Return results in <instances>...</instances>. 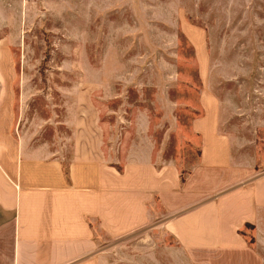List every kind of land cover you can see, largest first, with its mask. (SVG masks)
<instances>
[{
  "label": "rangeland",
  "instance_id": "374dc122",
  "mask_svg": "<svg viewBox=\"0 0 264 264\" xmlns=\"http://www.w3.org/2000/svg\"><path fill=\"white\" fill-rule=\"evenodd\" d=\"M83 107L111 152L147 138L180 167L197 163L192 127L212 109L264 167V0H0V148L5 131L29 133L67 162L64 121ZM93 225L117 264H196L158 230Z\"/></svg>",
  "mask_w": 264,
  "mask_h": 264
},
{
  "label": "crops",
  "instance_id": "0c3cea01",
  "mask_svg": "<svg viewBox=\"0 0 264 264\" xmlns=\"http://www.w3.org/2000/svg\"><path fill=\"white\" fill-rule=\"evenodd\" d=\"M209 113L192 127L199 136L193 167L161 160L147 138L111 152L102 119L86 107L64 121L67 162L29 133H2L0 264H117L94 223L107 238L158 230L173 241L167 255L196 264H264V167L239 155Z\"/></svg>",
  "mask_w": 264,
  "mask_h": 264
}]
</instances>
